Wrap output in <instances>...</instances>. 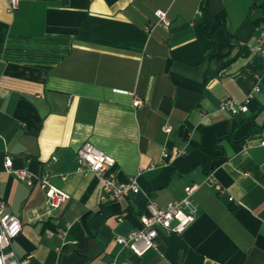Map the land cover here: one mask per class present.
Instances as JSON below:
<instances>
[{
  "label": "crops",
  "instance_id": "1",
  "mask_svg": "<svg viewBox=\"0 0 264 264\" xmlns=\"http://www.w3.org/2000/svg\"><path fill=\"white\" fill-rule=\"evenodd\" d=\"M8 6L0 0V196L23 224L17 256L29 264H264V57L251 52L264 0ZM158 10L170 26L156 25ZM249 96L246 113L220 111L224 100ZM85 143L115 157L119 180H137L140 193L103 204L99 178L78 162ZM8 158L36 183L7 172ZM46 175L66 196L58 207L40 187ZM209 175L224 193L206 184ZM192 184L199 212L183 233L161 229L141 257L116 242L141 226L148 198L163 208Z\"/></svg>",
  "mask_w": 264,
  "mask_h": 264
},
{
  "label": "built area",
  "instance_id": "2",
  "mask_svg": "<svg viewBox=\"0 0 264 264\" xmlns=\"http://www.w3.org/2000/svg\"><path fill=\"white\" fill-rule=\"evenodd\" d=\"M20 1L7 0L8 11H15ZM155 15L158 18L156 25L170 26L166 12L158 10ZM198 15L202 16L203 12L199 11ZM154 26H148L147 32H150ZM251 52L264 57V24L259 28L256 42L251 48ZM250 99L251 97L249 96L241 103L233 99H226L221 103L220 111L232 115L246 113L249 109ZM141 104L142 101L137 99L133 105L138 107ZM166 131H170V128H166ZM163 156L165 158L168 157V153ZM77 157L82 172L95 173L99 178L101 183V202L103 204L118 203L133 194L140 193L141 190L137 180L120 181L117 175L116 158L100 150L95 145L91 143L83 144L77 152ZM53 159L56 160V158ZM5 169L7 172L15 174L20 181L29 186H33L38 179L27 169L14 170L11 158L5 161ZM39 184L47 192L51 206L58 207L59 203L66 198L59 190L50 186L48 175L40 178ZM206 184L219 194L224 193L222 186L211 175L208 176ZM198 188V184L186 186L184 199L172 201L163 208L159 207L153 199L148 198L145 210L139 216L141 226L132 230L126 236H118L116 242L133 255L141 257L149 250L157 247V239L161 229L168 234L183 233L197 218L199 209L192 200V196ZM22 230L23 224L20 218L8 211L7 202L0 196V264H29L28 258H19L13 249V242L20 236ZM46 234L49 237L54 236V233L50 230H47ZM61 234L63 236L66 232L62 231ZM110 264L132 263L128 260L121 261L115 258Z\"/></svg>",
  "mask_w": 264,
  "mask_h": 264
}]
</instances>
